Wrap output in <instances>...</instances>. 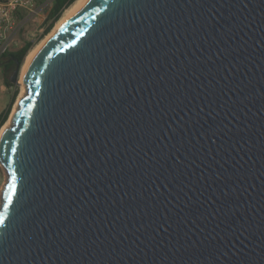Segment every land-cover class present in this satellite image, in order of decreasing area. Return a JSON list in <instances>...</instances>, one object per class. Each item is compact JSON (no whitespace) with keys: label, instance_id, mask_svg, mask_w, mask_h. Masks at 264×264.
I'll list each match as a JSON object with an SVG mask.
<instances>
[{"label":"water","instance_id":"1","mask_svg":"<svg viewBox=\"0 0 264 264\" xmlns=\"http://www.w3.org/2000/svg\"><path fill=\"white\" fill-rule=\"evenodd\" d=\"M23 84L0 264H264V0H87Z\"/></svg>","mask_w":264,"mask_h":264},{"label":"built area","instance_id":"2","mask_svg":"<svg viewBox=\"0 0 264 264\" xmlns=\"http://www.w3.org/2000/svg\"><path fill=\"white\" fill-rule=\"evenodd\" d=\"M54 1L0 0V60L22 48L26 41H37L50 23L49 11Z\"/></svg>","mask_w":264,"mask_h":264},{"label":"trees","instance_id":"3","mask_svg":"<svg viewBox=\"0 0 264 264\" xmlns=\"http://www.w3.org/2000/svg\"><path fill=\"white\" fill-rule=\"evenodd\" d=\"M75 1H77V0H55L54 1L53 5L51 6L50 11H49L48 19L50 20V23L44 29L42 35L40 37H38L36 42H38L40 39L43 38V36L47 35L51 31L54 24L60 19L62 12H63V9L71 6ZM36 42L33 43L31 41H26L24 43V45L22 46V48H20L19 50L15 51V52L5 54L3 56V58L6 56H14V57H16V59L19 62V65L21 66L23 61H24L25 56L28 54V52L34 46V44ZM4 82L7 86H13V84H11L8 79L4 80ZM17 91H18V88L15 87V90H14V93L12 96V100H13L14 96L17 94ZM10 104H11V102H10ZM10 104L7 106L6 109H4L2 112H0V128L5 124L8 116H9Z\"/></svg>","mask_w":264,"mask_h":264},{"label":"bare ground","instance_id":"4","mask_svg":"<svg viewBox=\"0 0 264 264\" xmlns=\"http://www.w3.org/2000/svg\"><path fill=\"white\" fill-rule=\"evenodd\" d=\"M87 0H77L75 1L72 6L66 10L65 14L62 16V18L56 23V25L54 26V28L51 30V32L49 34H47L37 45H35L34 48H32L28 54L26 55L25 59H24V63L22 65V68L20 70V77H19V81L18 83H20L21 85V91L20 94L18 96V100L20 98H22L25 95V86L23 84V79L25 77V74L27 73L28 69L30 68L31 64L33 63L34 59L37 57V55L40 53V51L43 49V47L45 46V43L48 41V39L56 32V30L71 16L73 15V13H75L78 9H80L83 6V3H85ZM17 100V101H18ZM17 108V102L16 105L13 109V111H15V109ZM12 111V112H13ZM10 123V120L8 121L7 124H5L1 130H0V137L1 134L4 130V128L6 126H8Z\"/></svg>","mask_w":264,"mask_h":264},{"label":"rangeland","instance_id":"5","mask_svg":"<svg viewBox=\"0 0 264 264\" xmlns=\"http://www.w3.org/2000/svg\"><path fill=\"white\" fill-rule=\"evenodd\" d=\"M72 6V5H71ZM71 6H69L66 10H68ZM66 10H65V12H66ZM65 12L62 14V16L65 14ZM62 16H61V18H62ZM60 18V19H61ZM59 19V20H60ZM58 20V21H59ZM56 25V24H55ZM54 25V26H55ZM54 28V27H53ZM52 28V29H53ZM51 29V30H52ZM51 32V31H50ZM49 32V33H50ZM48 33V34H49ZM44 38V37H43ZM42 38V39H43ZM41 39V40H42ZM40 40V41H41ZM39 41V42H40ZM39 42H37V43H35L34 44V46L32 47V48H34L35 47V45H37ZM31 48V49H32ZM30 49V50H31ZM26 57V56H25ZM25 59V58H24ZM23 63H24V61H23ZM23 63H22V65H23ZM22 65L20 66V68H19V71H18V75H17V80L19 81V77H20V70H21V68H22ZM13 72V71H12ZM11 74V73H10ZM15 87H17L18 88V91H17V94L14 96V98H13V100H12V96H13V93H14V90H15ZM20 91H21V85H20V83H18L17 85H13V86H7L6 84H5V82H4V80H3V78L2 77H0V112H2L4 109H6L7 108V106L10 104V102H11V104H10V112H9V116H8V118H7V120H6V122H5V124H7L8 123V121H9V117H10V115H11V113H12V111H13V109H14V107H15V105H16V102H17V100H18V96H19V94H20ZM12 100V101H11ZM4 124V125H5ZM3 127V126H2ZM1 127V128H2ZM1 128H0V130H1ZM5 180H6V176H5V173H4V171H3V169H2V167L0 166V194H1V191H2V188H3V186H4V184H5Z\"/></svg>","mask_w":264,"mask_h":264},{"label":"flooded vegetation","instance_id":"6","mask_svg":"<svg viewBox=\"0 0 264 264\" xmlns=\"http://www.w3.org/2000/svg\"><path fill=\"white\" fill-rule=\"evenodd\" d=\"M17 61L18 60L14 56H6L0 60V77H2L3 80L10 78Z\"/></svg>","mask_w":264,"mask_h":264}]
</instances>
